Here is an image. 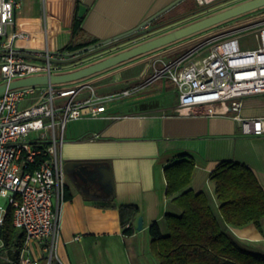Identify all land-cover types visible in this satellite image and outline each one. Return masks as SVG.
<instances>
[{
    "label": "crops",
    "instance_id": "0c3cea01",
    "mask_svg": "<svg viewBox=\"0 0 264 264\" xmlns=\"http://www.w3.org/2000/svg\"><path fill=\"white\" fill-rule=\"evenodd\" d=\"M41 1L53 33L54 52L48 42L45 46L41 44L43 30L35 28ZM19 2L14 13L15 29L39 37L17 43L19 49H47L54 54L69 41L76 2L86 9L81 25L86 39L98 41L127 33L165 9L162 17L170 19L179 4V0ZM149 73L147 65L131 63L115 72L101 91H119L142 81ZM152 84L112 106L111 113L121 116L119 119L69 122L59 148L63 163H94L90 168L96 171V180L94 183L82 181L85 176L80 171L81 178L74 171L66 175L70 198L59 207L58 260L62 264H158L150 250L152 238L148 229L157 223L161 235L165 236L164 215L180 214L165 196L163 170L183 159L191 160L194 165L188 189L206 195L220 225L242 247L264 254V217L262 234L251 223L239 228L223 224L214 183L209 180V174L221 161L230 160L247 166L264 190V132L261 135L244 133L239 122L229 114L206 116L200 111L179 112L174 85L166 79ZM239 116L264 120V94L245 97ZM126 204L138 207V217L142 218V229H136V219V232L131 236L122 234L118 219L117 207ZM76 235L79 240H73Z\"/></svg>",
    "mask_w": 264,
    "mask_h": 264
},
{
    "label": "built area",
    "instance_id": "2783aa9c",
    "mask_svg": "<svg viewBox=\"0 0 264 264\" xmlns=\"http://www.w3.org/2000/svg\"><path fill=\"white\" fill-rule=\"evenodd\" d=\"M19 1L0 0L1 83L71 70L73 62L65 56L47 49H19L17 43L29 37V33L15 29ZM236 1L194 0L204 10ZM146 65L150 73L142 81L115 92H99L84 79L67 87H20L0 96V198L12 209L13 227L24 234L17 260L11 258L0 239L1 264H62L57 246L66 173L59 148L70 121L119 119L121 116L111 113L113 105L154 81L166 79L177 90L179 112L229 114L244 133L263 134V119L239 116L245 97L264 94L263 19L210 33L183 54L167 60L153 57ZM6 211L0 206V228ZM79 238L76 235L73 240Z\"/></svg>",
    "mask_w": 264,
    "mask_h": 264
},
{
    "label": "trees",
    "instance_id": "16d2710c",
    "mask_svg": "<svg viewBox=\"0 0 264 264\" xmlns=\"http://www.w3.org/2000/svg\"><path fill=\"white\" fill-rule=\"evenodd\" d=\"M79 7L80 4L76 2L68 43L55 53L67 57L69 62H75L82 56H72V53L101 42L96 39H86L87 34L81 26L83 16H78ZM197 8L196 11L200 10L199 7ZM254 11L259 14L226 29L264 18V7ZM162 14L148 20L145 25L149 24V28H155L174 21V19H164ZM136 35V32H130L110 42H102V46L98 49L103 50L123 43ZM204 37L194 39L185 47L178 48L174 57L183 54ZM193 172V162L187 159L171 164L163 170L166 182L165 196L180 214L164 215L167 228L165 236L161 235L157 223H153L148 229L152 238L150 250L158 260V264H264V254L242 247L227 229L220 225L204 193H194L188 189ZM209 180L214 183L218 212L223 224L239 228L251 223L262 234L264 190L252 171L241 163L223 160L209 174ZM69 198L67 189L64 200ZM117 211L122 234L133 235L136 232L134 223L139 215L138 207L131 204L120 205ZM0 239L4 247L9 250L11 258L17 260L24 244V234L13 227L10 207L7 208L3 218Z\"/></svg>",
    "mask_w": 264,
    "mask_h": 264
},
{
    "label": "water",
    "instance_id": "95a60500",
    "mask_svg": "<svg viewBox=\"0 0 264 264\" xmlns=\"http://www.w3.org/2000/svg\"><path fill=\"white\" fill-rule=\"evenodd\" d=\"M261 7H264V0H238L236 3L228 2L221 4L213 10L200 9L186 15L185 17L174 19V21L155 28H144L146 22L142 23L135 29L127 32H136L137 35L135 37L123 43L109 47L108 50L104 52H99L98 49L102 46V42H110L127 33L84 47L83 49L72 53V56L82 55L77 61L72 63L70 69L74 70L59 74L36 75L0 83V96L7 90L25 86L48 84L62 85L84 80L118 64L145 55ZM85 10L84 6H80L78 8V16L82 17ZM165 10L156 15L163 13ZM203 15L205 16L197 19ZM155 16L153 18H155ZM119 49L122 50L118 51ZM111 52L116 53L102 58L104 54ZM93 164L94 163L91 162H66L64 163V171L66 175H68L69 171H74V173L81 178V175L79 174L80 171L81 174L85 176V178H81L82 181L94 183V180H96V171L90 168ZM75 168H78V171H75ZM136 229L139 231L142 229L141 217L137 218Z\"/></svg>",
    "mask_w": 264,
    "mask_h": 264
},
{
    "label": "rangeland",
    "instance_id": "374dc122",
    "mask_svg": "<svg viewBox=\"0 0 264 264\" xmlns=\"http://www.w3.org/2000/svg\"><path fill=\"white\" fill-rule=\"evenodd\" d=\"M197 9L198 8H197L194 0H182V1H179L178 7L172 12V17L170 19H176V18H178L180 16L191 14V13L195 12ZM38 13L39 14L37 16V20L35 21V28L43 30V32H42L43 34H42V36H40V38H42L41 44L43 43L44 46H45L46 42H48L49 48L52 51V50H54V47L52 45L53 33H52L51 29H50V25H49L50 23H49L47 15H46L45 6L42 4V1L39 3V12ZM258 14L259 13L255 12V11L254 12L251 11V12L245 13L243 15H240V16L236 17V18L230 19V20H228L226 22H223L221 24H218L216 26H213V27H210V28H208L206 30H203V31H201V32H199L197 34L189 36L185 40H181L179 42L177 41L174 44L173 43L169 44L167 46H164V47H162L160 49L154 50V51H152L150 53H147L145 55H142V56L133 58L131 60H128L126 62H123L121 64H118V65H116V66H114L112 68H109V69H107V70H105L103 72H100V73L95 74V75H93L91 77H88L85 80L90 81L96 87H98L97 90L99 92H103V91H101V89L103 88V86L106 83H109L108 81L110 80L111 76L115 72H117L118 70L124 68L126 65H129L131 63L134 64V65H146L151 58L157 57V56H160L161 58H163L165 60L172 59L175 56V53L177 52L178 48H180L182 46L185 47V45H187L190 42L194 41V39H197V38L200 39L201 37H204V36H206V35H208L210 33L221 32L224 29H226L227 27H230L232 25H236V24H239V23H243L246 20H248L249 18L254 17L255 15H258ZM204 16L205 15L200 16L197 19H200V18H202ZM194 20H192V21H194ZM263 20H264V18H263ZM30 38H34L35 40L39 39L38 36L32 37L30 35L28 37V41L30 40ZM106 50H108V48L103 49V50H99V52L100 51L104 52ZM120 50H122V49H119L118 51H120ZM52 52H54V51H52ZM114 53H116V52H111V53H107V54L103 53L104 55H103L102 58H104L106 56H109V55H112ZM71 70H74V69H71ZM154 82H156V81H154ZM0 83H1V81H0ZM69 85L70 84H63L61 86L67 87ZM151 85H153V84L151 83ZM151 85H149V86H151ZM171 96L173 97V93L171 94ZM68 126H69V123H68V125H66L65 130L68 129ZM65 133L66 132L64 131V135H65ZM0 206L4 210H6L8 208L7 200L4 199V198H0Z\"/></svg>",
    "mask_w": 264,
    "mask_h": 264
},
{
    "label": "flooded vegetation",
    "instance_id": "af4514ba",
    "mask_svg": "<svg viewBox=\"0 0 264 264\" xmlns=\"http://www.w3.org/2000/svg\"><path fill=\"white\" fill-rule=\"evenodd\" d=\"M146 28H149V26H147ZM112 47V46H111ZM90 54H92V53H90Z\"/></svg>",
    "mask_w": 264,
    "mask_h": 264
}]
</instances>
